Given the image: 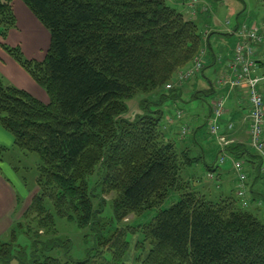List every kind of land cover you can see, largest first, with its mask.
Returning <instances> with one entry per match:
<instances>
[{
	"label": "trees",
	"instance_id": "16d2710c",
	"mask_svg": "<svg viewBox=\"0 0 264 264\" xmlns=\"http://www.w3.org/2000/svg\"><path fill=\"white\" fill-rule=\"evenodd\" d=\"M14 1L0 0V47L49 101L0 74V127L15 148L40 158L38 190L9 239L0 238V264H264V185L246 206L236 192L196 189L188 170L201 155L180 150L162 128L163 105L178 95L165 85L208 44L198 22L167 0H20L49 33L37 61L6 43L16 27ZM138 95L144 112L128 120L126 101ZM226 151L245 157L264 184L263 160L249 143ZM171 192L179 199L159 208ZM106 202L115 225L105 229ZM155 208L146 223L123 222ZM57 219L95 230L85 259L48 254Z\"/></svg>",
	"mask_w": 264,
	"mask_h": 264
},
{
	"label": "rangeland",
	"instance_id": "374dc122",
	"mask_svg": "<svg viewBox=\"0 0 264 264\" xmlns=\"http://www.w3.org/2000/svg\"><path fill=\"white\" fill-rule=\"evenodd\" d=\"M188 1L189 0H167L170 5L175 7L177 10L186 13V16L191 19L197 20L198 16H200L201 18L204 16L207 17L208 15V18L210 17V21L208 22V26L206 25V28L208 29V31L206 32V36H208V34L212 31L210 25H213L214 27L216 26L220 31L225 30L227 28V26L225 25L226 20H229L230 26H233L235 24L236 19H238L239 22L244 21L245 19H249L251 21H259L261 19L264 20V0H198L197 12L193 16L183 10ZM17 5L22 6V8H18ZM201 6H207V8L209 9L207 15L204 14V16H201L198 14L199 8ZM27 9L28 8L25 6V4L20 0L13 3V11L15 18L17 19V29L16 27L13 28L16 30H13L12 34L10 35L9 30L6 43L9 46H19L22 53L27 59L41 61L45 56L46 50L49 45V33L32 14V12L29 9L28 11ZM25 15H28V18H31V20H26ZM204 21L205 19L203 20V22ZM199 29L201 30V32L207 30L204 29V27L202 28V26ZM232 37L233 36L228 35L221 36L222 42H224L225 44V46H223L222 48L221 54L226 58H228L226 56L228 55L226 52L231 53L235 45V38H233V40H229ZM211 45L214 46V44ZM26 53H31L36 57H30L26 55ZM6 59L12 62L13 66L18 71V74H14L13 72L11 73L5 69L3 61ZM179 70H177L176 72H178ZM0 74L2 75L6 83L17 88L27 89L31 93H33L32 95H34V97H36L43 103H48L49 100L45 91L39 85H37L33 81V79L1 49V47ZM198 76L199 75H197L196 78H191L185 83L176 84L172 88H170L177 90L178 95L173 102L167 100L163 105L164 125L162 128L163 130H165L164 132L167 138L168 136H170V133H172L179 127L182 128L181 126H187L188 129L184 137L190 135L191 129L199 130L201 138L205 140L207 144L210 145V147L208 148L209 154L206 156L205 160H203V158L198 159L199 166L193 167L194 175L195 177L198 176L200 178L199 180H201L198 185L204 186L203 190H205V192L212 193L214 192V189H211L212 187L210 183L207 184V180H205L207 176L205 177V179H202V177L206 171V164L210 166L217 162L216 158L218 155V150L213 147L214 145L213 143H211L212 141H208L211 140V138L208 137L205 131L206 125L205 127L203 126V120L207 117L210 109V103L215 97L214 92H211L209 90V81H213L215 76L214 73L212 74V71H210L209 68L205 70V75L203 77ZM197 78L199 79L197 80ZM194 80H197L195 86L197 90L194 94L186 93V90H190L189 86H187L186 84L189 83L190 85ZM142 98V96L138 95L126 101L127 111L123 115L124 118L128 120H134L138 115L144 112L140 101ZM178 112L181 113L180 118H176V113ZM194 114H196V118ZM190 115L192 116L189 117ZM204 123L206 124L207 122ZM166 130H168V132H166ZM1 153L4 159L9 158L11 160L12 158L14 167L13 169H15V171H13L14 175L11 177V181L16 187L17 192H19V194L21 193L18 188L19 183L26 187L27 193H29V189L32 188L25 200L24 205H22V207L17 210L16 215L17 217H20L29 206L32 195L38 190L36 188V185H34V180L37 176V167L40 163V158L38 154L34 152H23L15 147L8 150L7 152H5V149H3ZM96 178L97 175L91 177L90 180L94 181ZM104 197L106 200H109L112 196L105 195ZM178 199L179 195L175 192H171L159 208H168ZM157 210L158 208L150 210L138 218L131 214L126 219H124L123 222H130V224L133 225L146 223L154 216ZM112 217L113 214L111 204L110 202H106L101 215V221L107 223L105 229L112 228V225H115ZM57 230L58 233L56 234L55 241L57 246L54 247L52 251H49L48 254L51 256L60 257V259L62 260L72 259L79 261L85 259L88 250L94 245L95 230H82L76 227L74 224L60 219H57ZM129 237L131 239V236ZM0 238L2 240H8V233ZM18 242L23 246H27L26 244H28L26 238H24L23 236L19 237Z\"/></svg>",
	"mask_w": 264,
	"mask_h": 264
},
{
	"label": "built area",
	"instance_id": "2783aa9c",
	"mask_svg": "<svg viewBox=\"0 0 264 264\" xmlns=\"http://www.w3.org/2000/svg\"><path fill=\"white\" fill-rule=\"evenodd\" d=\"M198 0H189L187 12L195 15L197 12ZM199 9L208 11L207 6ZM229 25V20L225 21ZM204 29H207L206 27ZM205 30L203 38L207 40ZM229 32L236 38L233 52L227 60L221 54L222 50L216 53L215 60L222 64V69L217 73L213 83V91L243 89L247 97L248 111L245 118L248 123V143L261 156L263 162L261 173L264 176V24L259 25L255 21L246 20L238 23ZM208 63L207 45L200 48L192 62L185 68H181L170 82L165 85L166 89L176 84L189 81L199 75L204 66ZM227 94H218L210 103V113L207 119L206 130L208 135L215 140L217 145L226 152V147L233 142L230 132L233 130V123L225 119V102ZM180 118L181 113H176ZM180 128V136L184 137L188 131L187 126ZM230 159L233 171L237 176L236 195L247 205V174L244 171V164L241 160L231 158L227 152L219 158L220 164ZM208 179H214L212 173H208Z\"/></svg>",
	"mask_w": 264,
	"mask_h": 264
},
{
	"label": "crops",
	"instance_id": "0c3cea01",
	"mask_svg": "<svg viewBox=\"0 0 264 264\" xmlns=\"http://www.w3.org/2000/svg\"><path fill=\"white\" fill-rule=\"evenodd\" d=\"M16 1H18V0H16ZM13 3H12V6H13ZM187 3H186V6L183 8V10L186 12H187ZM15 7H16V5H15ZM18 8L21 9L22 6L19 5ZM25 16H26V20L27 19L31 20V18H28V15H25ZM204 19H205V17H201V18H200V16L197 17L196 21L199 22L198 23L200 25L199 28H201V26H202V28L203 27L205 28L206 25L208 26V22L210 21V17L209 18L206 17L205 21L203 22ZM246 20L249 21V19H245L244 21L239 22V20L236 19V22L233 26H230V22H229V25L223 31H220L216 26L214 27L213 25H210L212 31L207 36V42H208L207 51L210 49L211 52H208V63L203 68L202 72L199 74L198 77H200V76L203 77L205 75V70L207 68H209L210 71H212V74L214 73V76L216 78L217 73L223 67L222 64H219L216 62L215 57H214L216 55V53L218 51L222 50L223 46H225L224 42H222L221 36H224V35L233 36L232 38L229 39V40H233V38H235V36L232 35V33L229 31L234 29V27L238 23L245 22ZM252 21L257 22L258 24H262V25L264 24V20H262V19L259 21H256V20H252ZM16 23H17V19H16ZM16 29H17V27H16ZM16 29L10 30L9 35L12 34L13 30H16ZM235 43H236V41H235ZM211 44H214V46ZM233 49H234V47H233ZM233 49H232V52H233ZM232 52L231 53L226 52L228 54V55H226L228 57L227 60H229ZM26 55H28L30 57H36V56L32 55L31 53H26ZM39 59H41V58H39ZM3 63H4V67L7 71H9L11 73L13 72L14 74H18V71L13 66V64L10 60L6 59L3 61ZM215 78L213 81H209V85H210L209 87H213V83L215 81ZM198 79L199 78H197V80ZM197 80L192 81L190 85H189V83L186 84L187 86H189V89H190V90H186V93H190V94L195 93V91L197 90L195 87ZM25 90L28 91L29 93H31L29 90H27V89H25ZM213 92H214L215 96L220 94V93L224 94V95L227 94V100L225 102V110H226L225 111V119H226V121L233 123V130L229 133L230 137L233 139L232 143L238 144V145L244 144L247 146L248 145V123H247V120L245 118V115L248 111V104H247V97H246L245 91L243 89H234V90H230V91L227 89H224V90H220V91L214 90ZM31 94H33V93H31ZM209 113H210V109H209L207 117L204 118V120H203V124H204L203 126L204 127H205L204 122H207V119L209 117ZM192 115H190L189 117H191ZM194 116L196 118V114H194ZM163 125H164V123H163ZM205 131L207 133L206 128H205ZM166 132H168V130H166ZM207 135H208V133H207ZM208 137H210V136L208 135ZM168 138L170 140H174L176 146L180 150L182 148H183V150L185 148L190 149V156L191 157H196L198 155H201V159L203 158V160H205L206 156L209 154L208 148L210 147V145H208L207 142L201 138L199 130H197V129H191L190 135H188L186 137H181L180 136V127H179L178 129H176L175 131L170 133V136H168ZM203 141H205V142H203ZM208 141H212L211 143H213V145H214L213 147H215L218 150V155L216 158L217 162L215 164L211 165L212 170L208 169L206 167V171L202 177V179H205V177L208 173H212L215 176L216 179H208L207 177L205 179V180H207V184L208 183L211 184V187H212L211 189H214V191H219V192H233V194H235V192H236L238 181H237V176L232 169L230 159L228 158L223 164H220V162H219V158L221 157V155L225 154L227 152V154L231 158L241 160L244 164V171L248 175L247 181H246L247 196L249 197V194H250V197H253L254 195H257V193H260L262 191V185H264V184L262 181L260 182L259 180L253 179V176L250 173V170H251L250 162L245 161V157L243 159H238L236 157V155L231 154L228 151H226L224 153L223 150L217 145V143L215 142V140L213 138H211V140H208ZM189 144H190V146H189ZM1 147H3V149H5V152H7L8 150L13 149L14 146H13L12 136L8 132H6L3 128L0 127V148ZM1 152H2V150L0 149V237L7 234V232L11 228L13 222L20 219L21 216L17 217V215H16L17 210L20 207H22V205H24L25 200H26L28 194L30 193V191L32 189V188H30L29 193H27L26 187L19 183L18 188H19L21 193L19 194V192H17L16 187L13 185V183L11 181V177L14 175L13 171H15V169H13L14 167H13L12 158H11V160L9 158L4 159L2 157ZM246 157L249 160L250 159L254 160L252 157H249V156H246ZM196 166H199L198 160L193 162V164L189 167L188 173H192V172L194 173L193 167H196ZM199 179L200 178L198 176L194 177V180H196L194 187L200 191L205 192V190H203L204 186L198 185V183L201 182V180H199ZM21 202H22V204H21ZM252 206H253V208H255V205L252 204ZM259 214L264 217V210L259 208ZM130 253L134 254L133 251H131ZM131 254L128 256L127 260L129 259L131 261V257H132Z\"/></svg>",
	"mask_w": 264,
	"mask_h": 264
}]
</instances>
